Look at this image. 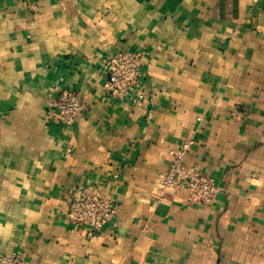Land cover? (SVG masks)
<instances>
[{"label": "crops", "instance_id": "0c3cea01", "mask_svg": "<svg viewBox=\"0 0 264 264\" xmlns=\"http://www.w3.org/2000/svg\"><path fill=\"white\" fill-rule=\"evenodd\" d=\"M143 54L144 105L108 98L103 58ZM85 100L53 115L61 89ZM149 114L151 118L148 119ZM216 179L158 202L171 149ZM117 213L66 220L72 188ZM25 264H264V0H0V255Z\"/></svg>", "mask_w": 264, "mask_h": 264}, {"label": "built area", "instance_id": "2783aa9c", "mask_svg": "<svg viewBox=\"0 0 264 264\" xmlns=\"http://www.w3.org/2000/svg\"><path fill=\"white\" fill-rule=\"evenodd\" d=\"M143 54L132 50H117L107 54L102 61L105 80L102 89L106 97L128 99L137 105H144L145 94L142 90L145 73L141 67ZM85 100L80 91L74 88L61 89L53 103V115L62 128H71ZM151 118L149 114L148 119ZM195 143L194 139L185 141L179 149H171L170 162L166 171L161 173L154 185V195L158 202H167L170 195L185 189L187 201L194 205H210L220 191L216 179L197 167H189L185 156ZM117 213L112 199L91 186L77 184L72 188V199L66 220L77 228L99 231ZM0 264H25L21 253L0 255Z\"/></svg>", "mask_w": 264, "mask_h": 264}]
</instances>
